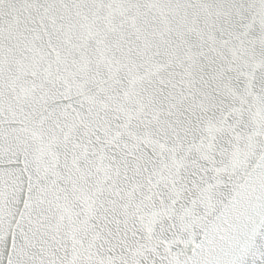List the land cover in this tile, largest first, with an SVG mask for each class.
<instances>
[{
    "label": "snow or ice",
    "instance_id": "6c2138e0",
    "mask_svg": "<svg viewBox=\"0 0 264 264\" xmlns=\"http://www.w3.org/2000/svg\"><path fill=\"white\" fill-rule=\"evenodd\" d=\"M0 264H264V0H0Z\"/></svg>",
    "mask_w": 264,
    "mask_h": 264
}]
</instances>
